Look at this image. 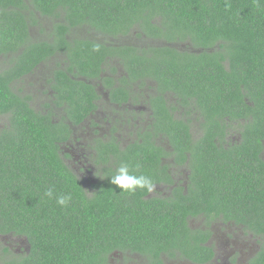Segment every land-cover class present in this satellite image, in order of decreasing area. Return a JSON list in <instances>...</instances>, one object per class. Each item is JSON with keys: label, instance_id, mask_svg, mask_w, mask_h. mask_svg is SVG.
I'll return each mask as SVG.
<instances>
[{"label": "trees", "instance_id": "obj_1", "mask_svg": "<svg viewBox=\"0 0 264 264\" xmlns=\"http://www.w3.org/2000/svg\"><path fill=\"white\" fill-rule=\"evenodd\" d=\"M38 15L51 24L33 40L31 27L43 25ZM9 52L14 62L0 71V235L26 237L30 251L0 264H113L116 251L138 252L140 264H163L178 251L202 263L213 255V221L264 239V0H0V55ZM62 53L70 75L59 62L48 79L67 112L58 119L37 111L13 83ZM121 67L115 86L105 72ZM90 79L112 87L119 102L138 79L161 92L151 100L155 134L138 130L126 147L116 135L88 145L95 180L65 160L75 151L73 125L97 108ZM169 157L185 165L186 185ZM122 163L164 183L162 194L111 184ZM60 195L71 196L66 206L57 204ZM250 264H264V243Z\"/></svg>", "mask_w": 264, "mask_h": 264}, {"label": "flooded vegetation", "instance_id": "obj_2", "mask_svg": "<svg viewBox=\"0 0 264 264\" xmlns=\"http://www.w3.org/2000/svg\"><path fill=\"white\" fill-rule=\"evenodd\" d=\"M38 17L41 20V15H38ZM33 29L34 26L30 29L31 38L33 40L40 39L34 38ZM102 35L106 39H108L105 34ZM46 36L47 35L45 34V36L41 38H45ZM182 47L186 48L187 46L183 45ZM4 59L8 64V66L3 68L4 70H6L13 64L14 59L10 55V52L8 54L0 55V61ZM53 59H55V61H49L46 64L43 63L41 64V66L39 65L38 67H36L35 71L32 73V76H30L27 81H24L21 78L14 82L13 86H16V89L22 95L30 96L29 102L37 111L41 110V100L39 99L41 98L43 99L44 103L46 102L45 109L42 111L44 113H50L52 117H54V115L56 114L55 117H58V119H60L63 116H67V112L64 107L56 106V104L54 103L52 84H50L48 79L50 77H53L54 68L57 67V64L59 62L62 63V68L65 69L66 72H68V74L70 75L69 63L67 61V55H65L64 53L58 54L57 57L54 56ZM117 59L120 60V58L118 57ZM43 66H47L45 75L42 71ZM105 73L109 76L114 77L115 86H118L120 84L118 83V80L123 75L122 67L115 74L112 73L109 69L106 70ZM90 81L96 86V90L100 95L99 99L97 100V108L93 113L89 114L84 119V121L80 122L79 125H73V128L75 129V144L71 143V146H73L75 151H73V149L68 150V153H71L72 155L70 157H65V160L68 161L69 165H71L76 170L81 171L84 169L87 172V175L95 180V150L93 149V147L88 150V145L91 144L92 141L95 142L98 136H102L106 139L111 138L113 135H116L121 146L126 147L129 140H134V138L139 136L137 132L138 130H140L141 132L149 131L150 133L155 134V126H153V122L155 121L156 108L151 100L152 97L154 98L161 95V92L157 89V87L151 86L150 83L153 82H151L150 79H146L147 83H142V80L138 79L131 83L127 99L119 102L112 100V87L103 85L100 80L93 81L92 79H90ZM22 84H25L24 87L22 86ZM156 86L158 85L156 84ZM167 95V93L163 94L166 99ZM170 95L171 97L168 100L169 106L172 102H175V97L171 93ZM180 107L181 106H179V108ZM57 110H62L63 114H59ZM100 113L101 119L98 120L96 119V117ZM174 116L179 118L180 112L178 110H175ZM181 118H184L185 122L188 119L187 117ZM92 120L96 121V123L93 124ZM98 122H100V125L98 124ZM103 124L105 125L103 130H101L100 127H102ZM197 124L198 123H196L195 121L190 123L192 133ZM3 125L4 123L0 125V127H3ZM87 125H89L88 129H82V131L80 132L76 131L80 127ZM113 127L116 128L115 132H113L112 130ZM198 128H200L199 125ZM103 131L106 132V134H103ZM81 132L84 133L78 134ZM161 138L163 139L162 144H164L165 139H167L164 144L166 145L169 139L164 135L161 136ZM235 138L236 136H233V139ZM165 147L170 151L174 150L171 144L166 145ZM168 159L174 166L171 167V170L174 173L175 179L184 180V184L186 185L188 171L186 170L185 165L178 166V163L174 162L175 157H169ZM81 173H83V171L80 172V174ZM88 187L90 189L92 188V184L90 182ZM165 187L166 185L164 183L155 184V187L150 192V195H161ZM192 221L194 222L195 219L192 218ZM216 222H219V224H216ZM216 225H219L221 227H218ZM210 228L213 231V237L210 240V242L213 243L212 257L200 263L187 258L180 251H178L175 256H169L167 254L164 255L163 264H250L252 260H255L259 256L260 251L263 249L264 239L261 238V236L251 232L250 230L245 229L243 226L229 224L221 221H213L210 225ZM231 239H234L231 245H227L225 246V248L221 245L222 241L228 244V242H231ZM0 240L4 241V246L0 244V259L16 258L18 260H21L22 257L29 254L28 252L30 251V245L26 237L10 234L0 235ZM128 255L136 256L137 259H132ZM114 257L115 258L112 259V262L116 260L118 261V264H140L141 262H144L146 260L141 254L133 251L127 252L125 254L120 251H116L114 252ZM113 264L115 263L113 262Z\"/></svg>", "mask_w": 264, "mask_h": 264}, {"label": "clouds", "instance_id": "obj_3", "mask_svg": "<svg viewBox=\"0 0 264 264\" xmlns=\"http://www.w3.org/2000/svg\"><path fill=\"white\" fill-rule=\"evenodd\" d=\"M110 183L127 193H134L137 189H144L151 192L155 187L150 177L143 174H132L129 170V166L123 163L115 169V174L110 177ZM45 195L49 198L53 197V190L51 188L48 189ZM70 200V195H60L56 197V202L60 206H66Z\"/></svg>", "mask_w": 264, "mask_h": 264}, {"label": "rangeland", "instance_id": "obj_4", "mask_svg": "<svg viewBox=\"0 0 264 264\" xmlns=\"http://www.w3.org/2000/svg\"><path fill=\"white\" fill-rule=\"evenodd\" d=\"M41 23H43L42 26L38 25V26H34V29H33V35H34V38L35 39H38V38H41V37H44L45 36V32L42 31V28L43 27H47L48 24H51V20L50 19H46L45 17L41 16ZM47 33V32H46ZM82 36L84 37H90V38H95V39H99V40H104L105 37L102 35V34H99V33H96V32H85L84 34H82ZM127 42H129V40L131 42H134L135 44H139V45H142L145 43V41L142 39V38H135L133 36H129L128 38L125 39ZM6 66H8L7 64V61L4 59V60H1L0 61V71H4L3 68H5ZM12 66V65H11ZM46 70H47V66H43L42 68V71L44 72V75L46 74ZM21 84V83H19ZM25 84H22V86L24 87ZM41 100V106H40V109L41 111L45 109V103L43 101V99L39 98ZM59 114H63V111L62 110H57ZM96 119L100 120L101 119V113L96 117ZM4 122H6V119H3V120H0V125H2ZM104 125H102V127H100L101 130H103L104 128ZM89 125L87 126H83V127H80L79 129H77L76 131L77 132H80L83 130H86L88 129ZM85 132V131H84ZM84 132H81V133H78V134H82ZM103 134H106V132L103 131ZM193 134L194 136H199L200 132H199V128H198V124L196 125V127L194 128V131H193ZM163 143V142H162ZM165 143V142H164ZM76 153H79V152H76ZM77 171H80V170H77ZM83 182L84 184L88 187L89 186V182H88V179L84 180L83 179ZM198 221V220H197ZM216 224H219V222H216ZM218 227H221L219 225H216ZM233 232V230H232ZM231 232V233H232ZM237 233V232H236ZM234 239H231L230 241L231 242H228L225 243L222 241V246L225 248V246H229L231 245V243L233 242ZM251 240V239H250ZM220 246V247H222ZM17 247V246H16ZM129 257H131L132 259H137L136 256H133V255H128ZM113 257V256H112ZM116 257V256H115ZM114 257V258H115ZM115 264H118V261L114 260L113 261Z\"/></svg>", "mask_w": 264, "mask_h": 264}]
</instances>
